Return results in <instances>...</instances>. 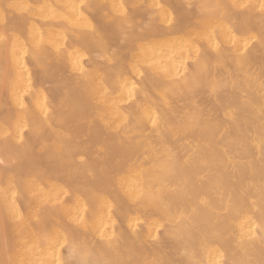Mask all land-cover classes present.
<instances>
[{
    "label": "bare ground",
    "instance_id": "1",
    "mask_svg": "<svg viewBox=\"0 0 264 264\" xmlns=\"http://www.w3.org/2000/svg\"><path fill=\"white\" fill-rule=\"evenodd\" d=\"M262 4L0 0V264H264Z\"/></svg>",
    "mask_w": 264,
    "mask_h": 264
},
{
    "label": "snow or ice",
    "instance_id": "2",
    "mask_svg": "<svg viewBox=\"0 0 264 264\" xmlns=\"http://www.w3.org/2000/svg\"><path fill=\"white\" fill-rule=\"evenodd\" d=\"M81 7L83 8L84 6L81 5ZM261 7H262V9H264V4H262ZM125 18H126V13H125ZM165 20L167 21V25L170 28L171 27H175L179 23L178 20H176L174 18H169L167 16L165 17ZM122 27H123V22H122ZM96 32H97V29L96 28H93L92 29L93 35H95ZM139 39H143V37L137 36L136 33L134 32V30L133 31H129L127 28H124V31H123V41H122V43H125V44H135L136 41L139 40ZM0 41H4L5 44H6L7 43V37L0 36ZM102 43H103V41L101 40V45H102ZM262 43H264V40H262ZM247 47H248V44L246 42L245 43V49H247ZM35 57L38 60L39 59V54H35ZM145 74L146 73H142L141 75L143 76ZM132 87H133V89H135L136 85L133 84ZM131 93H132V90H130V92H129L130 96H131ZM163 120H164V116L163 115H161V116H159L157 118L152 119V123H153L154 128H159L160 127V123ZM34 134L39 135L38 130H34ZM81 159H82V163H83V157ZM2 163H3V161L0 160V164H2ZM170 163H172V162L170 161ZM176 163L178 164V161ZM89 175H91L93 181L96 182V183H98V184L114 183V178H111V177H108V176L97 175L94 170L91 171V172H89ZM17 187H19V186H17ZM92 190L100 191V189L98 187H95V185H93V189ZM81 195L85 197V200L87 202V199H88L87 186H86V191L85 192H82ZM146 197H147V194L143 190H140L139 191V194H138V201H143L144 199H146ZM65 203H67V201H65ZM73 250L75 251V247L73 248ZM64 264H67V262H64ZM76 264H115V262H113L111 260H100V259L92 260V259H89L87 257V255H85L82 259L76 261ZM225 264H227L226 261H225Z\"/></svg>",
    "mask_w": 264,
    "mask_h": 264
}]
</instances>
